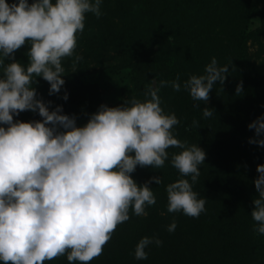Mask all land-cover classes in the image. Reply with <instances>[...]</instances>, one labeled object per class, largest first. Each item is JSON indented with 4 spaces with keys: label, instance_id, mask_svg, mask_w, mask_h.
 Masks as SVG:
<instances>
[{
    "label": "clouds",
    "instance_id": "clouds-1",
    "mask_svg": "<svg viewBox=\"0 0 264 264\" xmlns=\"http://www.w3.org/2000/svg\"><path fill=\"white\" fill-rule=\"evenodd\" d=\"M102 2L0 0V264H45L65 254L69 262L88 264L102 254L117 226L130 219V209L147 216V207L156 204L150 184H162L163 176L138 184L131 174L138 165L164 167L170 147L181 149L170 160L181 178L166 185L168 212L199 217L207 211L208 200L193 188L206 152L174 134L180 119L164 110L159 93L166 85L176 91L183 87L194 101L206 103L214 82L223 85L227 79L229 65H219L213 56L204 74H193L183 84L179 75L171 81L153 79L144 100L133 96L119 106L101 104L83 125L62 105L50 110L52 101L39 98L33 86L37 77L49 82L50 95L59 93L65 84L64 58L73 57V67L84 59L76 52L78 38L86 13L102 15ZM26 43L24 64L15 52ZM242 91L241 82L236 93ZM25 110L42 119H14ZM202 112L205 118L215 113L209 107ZM248 128L255 130L249 142L264 147V114ZM256 170L258 196L251 216L258 222L255 231L264 234V164ZM176 228L173 218L167 230ZM152 244L163 241L142 237L135 258L147 259Z\"/></svg>",
    "mask_w": 264,
    "mask_h": 264
},
{
    "label": "trees",
    "instance_id": "trees-1",
    "mask_svg": "<svg viewBox=\"0 0 264 264\" xmlns=\"http://www.w3.org/2000/svg\"><path fill=\"white\" fill-rule=\"evenodd\" d=\"M148 1L159 6L157 12L165 16L168 25L173 26V32L168 34V42L178 48L179 66L167 70L168 73L151 74L146 79V88L153 79L171 81L179 75L183 84L193 74H204L205 66L213 56L219 65H229V73L223 85L219 81L214 82L215 86L209 94L212 101L209 106L203 101H194L183 87L176 91L171 85L166 86L171 88L167 90V96L178 98L174 106L165 110L175 112L180 119L174 134L189 144H198L206 152L200 177L193 188L208 200L205 205L207 211L199 217L183 212H168L166 185L181 178L179 171L170 163L171 153L181 149L170 147L169 160L164 167L153 169L152 166L138 165L131 174L138 184H144L153 176H163V183L157 185L152 181L150 187L157 202L147 207V216L135 215V220L129 225L130 231L143 227L142 236L155 235L163 241L169 238L166 236L167 226L175 218L177 228L173 232L177 235L179 248L168 264H264V234L255 231L254 226L258 222L251 216L255 207L253 199L258 196L254 184L259 175L256 169L258 164H264V153L254 149L255 144L249 142V138L255 136V130L242 122V118L250 117L252 110L253 121L264 114V93L253 94L260 82L252 75L254 65L250 64L247 51L255 19L259 17L264 20V12L250 0L243 4L233 0ZM212 21L216 23L215 26ZM27 51L20 49L17 53V59L24 64L28 63ZM184 65L188 68L184 69ZM37 81L34 85L40 86L46 103L52 101L50 110L62 105L65 114L77 116V124H85L89 116L97 111L93 93L75 94L62 86L59 93L50 95L49 82L42 77H37ZM229 82H233L231 88H236L242 82V93L231 94L229 90L219 96L216 91ZM65 92L68 94L67 100L63 99ZM197 103H201L200 108L195 106ZM204 107L214 109L212 117L203 116ZM194 119L199 121L198 125H193ZM129 214L134 212L130 209ZM131 232L126 233L127 239L122 242L124 248L130 246L127 240L134 238ZM156 248L152 244L146 250L152 254V261L160 264V259L156 258ZM57 258L59 264H70L66 254ZM135 261L138 260L135 258Z\"/></svg>",
    "mask_w": 264,
    "mask_h": 264
},
{
    "label": "rangeland",
    "instance_id": "rangeland-1",
    "mask_svg": "<svg viewBox=\"0 0 264 264\" xmlns=\"http://www.w3.org/2000/svg\"><path fill=\"white\" fill-rule=\"evenodd\" d=\"M245 1L233 0V2L242 4ZM250 1L264 12V0ZM158 7L150 4L148 0H103L102 15L97 17L94 13H86L85 29L78 38L76 49V52L81 54L84 59L76 67H73V57L64 58L65 73L63 78L65 84L63 86L75 94H80L79 92L93 93L96 98L97 110L101 104L122 105L126 99L133 96L144 100V92L147 89L145 82L151 74L168 73L167 70L173 69L176 65L179 66L178 48L168 42V34L173 32V26L168 25L165 16L157 12ZM255 21L251 38L247 42V51L250 64L254 65L252 66L254 70L252 75L260 82L258 89L253 92L257 95L260 91L264 93V20L258 17ZM210 22L209 20L208 23ZM208 23L207 25H209ZM212 24L216 25L213 21ZM29 47L30 45L26 43L20 49L28 50ZM20 49L15 52L16 60H18L17 53ZM8 62L11 61L6 60V63ZM20 62L22 63V61ZM184 62L185 60L182 63L184 64ZM186 68L188 66L184 65V69ZM255 70L260 74L259 76ZM232 84L233 82L224 84L216 93L219 96L228 93L229 90L231 94L232 92L236 93V88H231ZM33 86L36 87L39 98L45 101L40 86ZM166 86L162 88L164 89ZM163 89L160 90L159 95L161 98L166 97L162 99V107L166 110V108L174 106L175 100L178 98L167 96V90H170V87ZM211 103L212 101L209 99L206 106ZM253 118L254 110L250 117L242 118V122L248 125L253 121ZM14 119L27 122L41 120L42 117L38 112L25 110ZM78 125H83V123ZM254 149L264 153V147L257 144L254 145ZM135 218V214H131L129 220L119 224L112 238L104 245L102 254L88 264H155L150 253L147 259L135 261L136 241L138 242L144 237L142 236L144 235L143 227L140 230L135 229L134 232L130 231L131 226L129 227V225ZM167 231L166 236L169 238L163 240L168 241L167 246L166 242H163L161 246H157L155 251L158 254L156 258L160 259V264H168L170 259L175 257L173 254L179 248L177 235ZM128 232H131L130 234L137 239L135 238L136 241L134 238L127 240L130 246L124 248L122 242L127 239L126 233ZM179 256L184 258L183 255ZM45 264H59V260L56 257L53 260L45 261ZM70 264H81V262H70Z\"/></svg>",
    "mask_w": 264,
    "mask_h": 264
}]
</instances>
